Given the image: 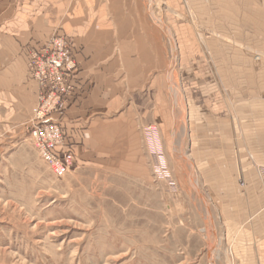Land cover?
<instances>
[{
    "label": "crops",
    "instance_id": "obj_1",
    "mask_svg": "<svg viewBox=\"0 0 264 264\" xmlns=\"http://www.w3.org/2000/svg\"><path fill=\"white\" fill-rule=\"evenodd\" d=\"M185 1L201 26L174 27L176 47L169 48L166 31L152 23L157 5L166 15L167 0H0V136L8 137L0 140V156L27 135L39 95L30 52L55 35L67 39L79 66L73 93L52 116L64 134L58 152H70L80 164L107 148L125 146L129 155L139 149L151 115L165 112L160 104L170 68H188L172 77L213 85L214 100L204 105L218 120L189 124V161L199 171L212 242L206 264H264V185L252 158L231 155L225 134L231 128L219 107L224 90L246 98L248 76L263 75L264 57L252 54H264V0ZM151 97L157 109L150 108ZM116 151L103 157L119 162ZM185 263L201 264L198 257Z\"/></svg>",
    "mask_w": 264,
    "mask_h": 264
},
{
    "label": "rangeland",
    "instance_id": "obj_2",
    "mask_svg": "<svg viewBox=\"0 0 264 264\" xmlns=\"http://www.w3.org/2000/svg\"><path fill=\"white\" fill-rule=\"evenodd\" d=\"M177 1L175 9L174 0H167L165 16L155 4L158 13L152 19L166 31L169 48L176 47L174 27L201 26L191 18L186 1ZM170 69L160 104L165 112L151 115L139 149L129 155L125 146L116 148L119 151L107 148L85 164L74 158L62 177L44 161L31 132L35 110L42 105L41 85L33 78L39 95L33 117L25 124L27 135L0 156V264H186L197 257L206 264L212 245L200 206L206 198L198 193L201 180L189 161L188 143L191 122L218 121L216 115L206 114L209 108L204 105L205 99L214 100V90L211 84L172 77V71L184 73L188 68ZM263 75L248 76L246 98L224 90L219 107L231 128L225 132L232 141L231 155L252 158L264 185ZM256 94L260 97H250ZM157 102L151 97L150 108L157 109ZM201 125L199 132L206 134ZM3 137L8 138L1 134L0 140ZM113 151L120 154L119 162L103 157Z\"/></svg>",
    "mask_w": 264,
    "mask_h": 264
},
{
    "label": "built area",
    "instance_id": "obj_3",
    "mask_svg": "<svg viewBox=\"0 0 264 264\" xmlns=\"http://www.w3.org/2000/svg\"><path fill=\"white\" fill-rule=\"evenodd\" d=\"M29 68L41 85V107L35 110L31 126L35 145L52 171L62 177L75 164L70 152H58L64 143L61 127L52 121L62 104L73 93L78 66L71 56V45L64 36L56 35L31 54Z\"/></svg>",
    "mask_w": 264,
    "mask_h": 264
}]
</instances>
